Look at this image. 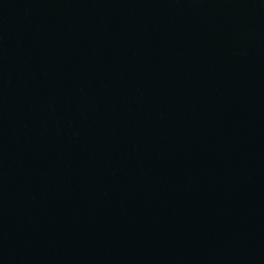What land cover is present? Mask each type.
<instances>
[{
	"label": "water",
	"instance_id": "95a60500",
	"mask_svg": "<svg viewBox=\"0 0 264 264\" xmlns=\"http://www.w3.org/2000/svg\"><path fill=\"white\" fill-rule=\"evenodd\" d=\"M0 264H264V0H0Z\"/></svg>",
	"mask_w": 264,
	"mask_h": 264
}]
</instances>
